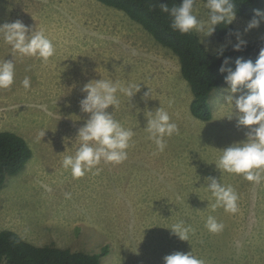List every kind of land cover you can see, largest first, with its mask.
Returning <instances> with one entry per match:
<instances>
[{
    "label": "rangeland",
    "instance_id": "rangeland-1",
    "mask_svg": "<svg viewBox=\"0 0 264 264\" xmlns=\"http://www.w3.org/2000/svg\"><path fill=\"white\" fill-rule=\"evenodd\" d=\"M205 4L197 2L195 14L207 21ZM261 14L259 26L247 31L252 19L236 15L231 43L264 38V8ZM16 20L43 31L55 54L47 61L21 56L0 33V61L15 64L13 85L0 89V131L24 137L32 150L0 188V231L13 230L35 245L93 252L102 264H164L165 256L191 250L205 264H264V180L255 184L215 165L222 150L248 132L238 126L235 107L232 113L226 105V86L211 92L212 118L196 119L176 56L122 11L97 0H0V25ZM197 35L210 51L226 44L214 33ZM99 79L140 85L130 100L118 93L119 107L107 109L134 135L126 160H102L74 177L63 160L75 155L78 130L90 115L80 108L82 89ZM159 107L179 129L165 137L163 151L146 129L147 112ZM209 176L236 190L238 212L213 209ZM209 216L224 225L221 232H209ZM181 221L194 229L189 241L172 233Z\"/></svg>",
    "mask_w": 264,
    "mask_h": 264
},
{
    "label": "clouds",
    "instance_id": "clouds-1",
    "mask_svg": "<svg viewBox=\"0 0 264 264\" xmlns=\"http://www.w3.org/2000/svg\"><path fill=\"white\" fill-rule=\"evenodd\" d=\"M160 10L171 17L170 27L181 34H200L210 37L218 24H231L236 18L233 0H206L205 7L209 10L207 21L201 20L195 14L197 0H182V3L169 7L160 3ZM257 16L262 15L259 10ZM260 21L252 19L247 30L258 27ZM5 43L10 45L15 53L21 56L39 57L47 61L55 54L51 40L43 31H31L21 20L0 25ZM30 33V34H29ZM201 43L203 41H200ZM246 41L238 37V42L233 46L234 51H241ZM223 56V48L218 52V57ZM230 58L225 57L219 71L227 73L225 83L229 86L230 93L225 97L226 105L237 110V124L248 129L246 140L233 143L222 150V155L215 163L217 169L224 172L243 175L244 179L255 184L264 180V47L259 51L258 59L235 61V69L228 67ZM15 79V64L13 60L0 61V89H9ZM25 89L30 88V78L22 81ZM86 93L80 101L81 111L88 113L89 118L78 130L77 138L80 146L74 156H66L63 167L70 169L74 177H81L91 171L103 160L119 164L127 159V149L134 135L133 130L125 129L119 121L114 119L113 110L119 107L118 93H122L130 100L140 91V85L129 84L123 86L112 80L99 79L86 83L82 89ZM241 93L239 97L232 94ZM150 93V92H149ZM149 93H145V98ZM146 129L150 138L154 140L157 148L163 151L166 147L165 137L178 134L177 125L171 122L167 111L159 107L154 112H147ZM232 118V114L227 116ZM45 132L42 133L44 137ZM207 188L215 198L216 207H223L226 212H238V193L231 185H225L214 177H206ZM206 228L211 233H219L224 225L209 216ZM172 233L182 241H189L190 234L194 231L184 222L174 224ZM164 264H205L204 260L192 254L174 252L164 257Z\"/></svg>",
    "mask_w": 264,
    "mask_h": 264
},
{
    "label": "trees",
    "instance_id": "trees-1",
    "mask_svg": "<svg viewBox=\"0 0 264 264\" xmlns=\"http://www.w3.org/2000/svg\"><path fill=\"white\" fill-rule=\"evenodd\" d=\"M115 8L139 24L151 37L163 47L169 49L179 62L180 74L187 82L192 99L189 111L201 121L212 118V106L209 102L211 92L219 85L229 87L219 71L223 59L230 58L228 67L235 69V61L258 59L259 51L264 47V38L246 41L241 51H234L231 43L236 30L231 24H218L214 35L218 41L226 43L223 56L218 57L221 48L210 51L201 43L195 33L181 34L171 27V17L160 10V3L169 7L182 3V0H97ZM206 1V0H197ZM236 15L256 19L257 10L261 13L264 0H233ZM32 150L24 137L11 132L0 131V188L8 175L18 173L31 158ZM101 256L83 250H71L53 244L35 245L23 239L10 229L0 231V263L6 264H102Z\"/></svg>",
    "mask_w": 264,
    "mask_h": 264
}]
</instances>
